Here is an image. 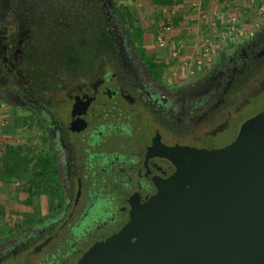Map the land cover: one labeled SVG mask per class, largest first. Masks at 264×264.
<instances>
[{
  "label": "flooded vegetation",
  "instance_id": "flooded-vegetation-1",
  "mask_svg": "<svg viewBox=\"0 0 264 264\" xmlns=\"http://www.w3.org/2000/svg\"><path fill=\"white\" fill-rule=\"evenodd\" d=\"M94 29L96 58L46 60L82 52ZM148 55L112 0H0V103L41 130L35 187L55 204L0 238V264H77L179 166L231 148L264 113V24L186 78Z\"/></svg>",
  "mask_w": 264,
  "mask_h": 264
},
{
  "label": "water",
  "instance_id": "water-1",
  "mask_svg": "<svg viewBox=\"0 0 264 264\" xmlns=\"http://www.w3.org/2000/svg\"><path fill=\"white\" fill-rule=\"evenodd\" d=\"M77 264H264V113L231 148L179 166Z\"/></svg>",
  "mask_w": 264,
  "mask_h": 264
},
{
  "label": "rangeland",
  "instance_id": "rangeland-1",
  "mask_svg": "<svg viewBox=\"0 0 264 264\" xmlns=\"http://www.w3.org/2000/svg\"><path fill=\"white\" fill-rule=\"evenodd\" d=\"M112 1L123 15L129 11L133 19L125 21L126 29L145 43L149 57L163 62L169 78L206 69L264 24V0ZM167 26L171 31L165 34ZM95 30L82 52L67 46L51 50L46 60L55 66L59 60L96 58L102 38ZM41 138V130L24 114L0 103V238L24 231L23 218L42 217L54 208L52 194L35 187L42 184Z\"/></svg>",
  "mask_w": 264,
  "mask_h": 264
},
{
  "label": "trees",
  "instance_id": "trees-1",
  "mask_svg": "<svg viewBox=\"0 0 264 264\" xmlns=\"http://www.w3.org/2000/svg\"><path fill=\"white\" fill-rule=\"evenodd\" d=\"M164 2H166V1H164ZM123 19L125 20V21H131L133 18H132V16H131V14L129 13V11H126L125 12V14L123 15ZM128 23V22H127ZM136 31V30H135Z\"/></svg>",
  "mask_w": 264,
  "mask_h": 264
},
{
  "label": "built area",
  "instance_id": "built-area-1",
  "mask_svg": "<svg viewBox=\"0 0 264 264\" xmlns=\"http://www.w3.org/2000/svg\"><path fill=\"white\" fill-rule=\"evenodd\" d=\"M163 31H164L165 34H167L168 32L171 31V27L170 26H167L166 28H164ZM163 39H164V36L159 37V41L160 42H163Z\"/></svg>",
  "mask_w": 264,
  "mask_h": 264
}]
</instances>
